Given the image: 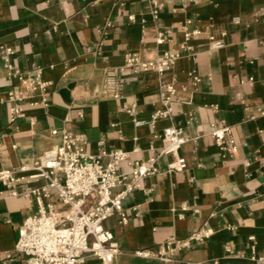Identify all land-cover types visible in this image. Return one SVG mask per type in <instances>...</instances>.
I'll use <instances>...</instances> for the list:
<instances>
[{
    "label": "crops",
    "instance_id": "crops-1",
    "mask_svg": "<svg viewBox=\"0 0 264 264\" xmlns=\"http://www.w3.org/2000/svg\"><path fill=\"white\" fill-rule=\"evenodd\" d=\"M159 1L155 19L151 0H0V169L31 165L59 141L54 129L86 134L92 154L103 139L108 148L139 161L158 157L159 172L125 199L128 224L117 217L105 223L121 247L115 264H184L134 252L172 236L185 240L204 227L213 234L179 251L180 259L252 264L253 249L264 253V116L258 111L264 105V0ZM185 24L202 33L163 76L127 69L120 75L122 97L105 91L106 69L122 66L129 53L148 61L180 48ZM157 28L170 31L163 44L156 42ZM212 37L224 45L213 48ZM3 47L13 49L9 60L15 68L40 71L50 82L49 105H33L40 101L37 93L22 102L23 116L14 122L8 94L20 82L8 76ZM162 80L177 87L172 112L151 124L164 109ZM133 104L135 116L127 110ZM134 118L145 122L136 125ZM219 118L237 137L233 156L223 157L210 135ZM168 126L190 138L179 150L187 161L181 171L169 168L174 155H159ZM45 183L32 180L18 190ZM135 205H141L138 217ZM35 211L34 195H10L0 181V264H22L18 255L12 260L7 255L15 249L19 227ZM84 264L102 262L90 255Z\"/></svg>",
    "mask_w": 264,
    "mask_h": 264
},
{
    "label": "built area",
    "instance_id": "built-area-1",
    "mask_svg": "<svg viewBox=\"0 0 264 264\" xmlns=\"http://www.w3.org/2000/svg\"><path fill=\"white\" fill-rule=\"evenodd\" d=\"M151 6L155 19H158L162 3L159 0H151ZM189 23L191 21L188 20L187 24ZM169 33V30L157 28L156 42L165 43ZM201 33V29L190 30L185 24L184 39L180 48L162 51L148 61L139 59L136 54H127L122 66L105 70V91L114 98L122 97L124 83L120 75L127 69H133L135 72L155 70L163 76L182 56V51L191 50L190 39ZM213 40V48L224 45L220 40ZM3 49L4 67L8 76L17 78L20 82L8 94L10 120L14 122L23 116L22 102L37 93L41 97L40 101H34L32 104L49 105L47 90L50 82L43 79L40 71L31 73L15 68L9 60V55L14 53L13 49ZM253 80V77L249 78V81ZM193 81L196 84L199 78L193 76ZM176 91L177 87L173 82L161 81L160 96L164 109L153 115L151 124L159 118L171 115ZM127 110L135 116L136 105H131ZM258 111L264 116V105H259ZM190 116L192 119L193 113H190ZM134 121L136 125L145 122L136 118ZM52 134L59 136V141L31 165L0 169V181L7 187L10 195H34L37 202V211L29 215L19 227L15 249L8 253L7 258L12 260L18 255L22 264H84L87 257L93 255L98 257L102 264H115V257L121 253V247L113 231L105 223L117 217L122 224H128L130 214L125 206V199L141 188L145 177L159 172L158 157L139 161L131 158L130 153L123 149L108 148L103 139L98 141L99 152L92 154L87 149L86 134L67 130L59 132L57 129L52 130ZM210 135L223 157L233 156L238 151L237 137L225 119H216L211 124ZM161 137L166 145L159 155H174L176 159L169 164V168L184 170L187 161L179 155V150L190 138L176 126L164 128ZM38 179H43L46 183L41 187L19 192V184ZM183 209H187V206L183 205ZM132 210L136 217L140 216L141 205H135ZM212 234V228L204 227L194 231L185 240L172 236L156 248L138 249L134 253L144 258H157L166 263L182 261L184 264H222L219 261L183 260L177 256L179 251L189 248L193 241L202 242ZM227 250L232 251L230 247H227ZM251 259L252 264H264V253L260 254L253 249Z\"/></svg>",
    "mask_w": 264,
    "mask_h": 264
}]
</instances>
